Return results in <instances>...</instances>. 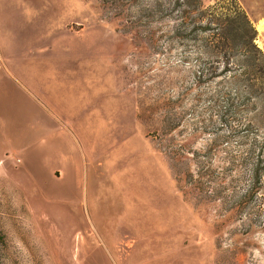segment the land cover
Returning a JSON list of instances; mask_svg holds the SVG:
<instances>
[{
	"label": "rangeland",
	"instance_id": "374dc122",
	"mask_svg": "<svg viewBox=\"0 0 264 264\" xmlns=\"http://www.w3.org/2000/svg\"><path fill=\"white\" fill-rule=\"evenodd\" d=\"M238 2L250 20L264 13V0ZM58 9L74 90L33 103L9 61L0 64V152L6 142L18 150L0 156V264H264V225L249 226L220 198V168L248 146L209 122V87L195 85L176 21L132 24L101 0ZM256 43L264 50V35ZM43 102L60 107L40 116L76 147L57 138L44 151L42 136L23 147L19 132Z\"/></svg>",
	"mask_w": 264,
	"mask_h": 264
},
{
	"label": "trees",
	"instance_id": "16d2710c",
	"mask_svg": "<svg viewBox=\"0 0 264 264\" xmlns=\"http://www.w3.org/2000/svg\"><path fill=\"white\" fill-rule=\"evenodd\" d=\"M101 2L116 15L125 11L132 24L162 18L176 21L172 34L192 45L195 85L209 87L204 98L209 122L224 130L225 137H240L248 146L238 163L228 156L220 168L225 178L221 183L225 194L220 198L228 209L243 213L249 226L264 225V50L257 45V30L238 0H215L206 6L201 0ZM235 170L236 175L228 174Z\"/></svg>",
	"mask_w": 264,
	"mask_h": 264
},
{
	"label": "crops",
	"instance_id": "0c3cea01",
	"mask_svg": "<svg viewBox=\"0 0 264 264\" xmlns=\"http://www.w3.org/2000/svg\"><path fill=\"white\" fill-rule=\"evenodd\" d=\"M60 1L0 0V54L2 50H5L6 56L5 58L0 56V64L9 61L12 72H14L13 76L19 82L18 86L26 96H32L33 103H35L36 96L51 102L52 96L72 91L77 86L76 76L78 77L79 74H77V67H74V59L66 60L60 55L61 48L67 47V39L60 37L67 30L64 27L67 23L66 18L61 20L58 16ZM251 21L260 30H257V35H264V13L256 15ZM259 22L261 25L257 27ZM72 36L75 34L72 33ZM76 43V39L74 43L71 42L72 48ZM60 59L62 65H60ZM67 61H71V66L66 69L63 64ZM57 70L65 71V74H62V81L56 77ZM38 105V111L32 109L36 113L32 126L27 130L24 126L25 130L19 132L20 137L24 138L22 139L23 147L34 145L36 139L41 136L44 151L46 144L52 143L57 138L61 143L66 138L67 145L76 147L77 142L72 133H70L72 136L68 134L66 128L57 121L51 122L48 119L46 121L40 116L42 114L50 117L51 112H61L60 107L51 109L46 102ZM59 128L62 129V134L59 136L58 134L55 136L54 132L52 134V130ZM6 143H8L7 147L1 149L0 156L6 151H18L15 146L11 147L10 142Z\"/></svg>",
	"mask_w": 264,
	"mask_h": 264
},
{
	"label": "bare ground",
	"instance_id": "6f19581e",
	"mask_svg": "<svg viewBox=\"0 0 264 264\" xmlns=\"http://www.w3.org/2000/svg\"><path fill=\"white\" fill-rule=\"evenodd\" d=\"M260 25H261V22L258 23V26L257 27H260Z\"/></svg>",
	"mask_w": 264,
	"mask_h": 264
}]
</instances>
